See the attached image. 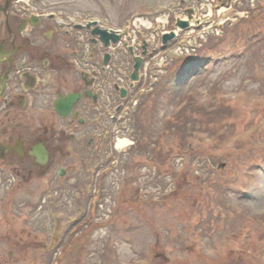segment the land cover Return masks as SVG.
Returning a JSON list of instances; mask_svg holds the SVG:
<instances>
[{
	"label": "rangeland",
	"instance_id": "374dc122",
	"mask_svg": "<svg viewBox=\"0 0 264 264\" xmlns=\"http://www.w3.org/2000/svg\"><path fill=\"white\" fill-rule=\"evenodd\" d=\"M23 1L108 26L135 15L154 22L169 6L168 0ZM210 1L201 0L202 11ZM252 2L235 4L240 12L218 31L214 24L200 28L199 50L178 55L183 31L167 40L168 67L154 70L152 63L149 93L137 106L136 146L119 155L120 164L131 157L141 165L114 170L111 160L102 198H92L73 223L75 216L54 213L61 232H69L63 264H264V2L255 0L253 9ZM147 137L152 160L144 156ZM35 176L38 199L44 177ZM47 251L26 253L25 264H50Z\"/></svg>",
	"mask_w": 264,
	"mask_h": 264
},
{
	"label": "flooded vegetation",
	"instance_id": "af4514ba",
	"mask_svg": "<svg viewBox=\"0 0 264 264\" xmlns=\"http://www.w3.org/2000/svg\"><path fill=\"white\" fill-rule=\"evenodd\" d=\"M2 4L0 264H25L26 253L46 250L42 238L50 233L51 211L66 215L73 204L85 209V190L97 182H91L90 175L99 174L104 165L103 133L113 123L106 110L120 100L109 87H102L101 75L97 80L82 76L89 56L85 40L76 35L78 28L43 17L45 4ZM31 10L40 12L38 17L31 16ZM35 175L44 177L38 199L37 187H32ZM61 234L66 238L69 232L63 229ZM64 241L57 251L64 250Z\"/></svg>",
	"mask_w": 264,
	"mask_h": 264
},
{
	"label": "water",
	"instance_id": "95a60500",
	"mask_svg": "<svg viewBox=\"0 0 264 264\" xmlns=\"http://www.w3.org/2000/svg\"><path fill=\"white\" fill-rule=\"evenodd\" d=\"M185 25L183 24L182 26H185ZM93 32L100 34V38L104 41L105 44H108L109 39H112V41H114V42L119 39L118 35L114 34L113 32H108L106 30H100V29L96 28L93 30ZM166 37L167 36H165V38ZM107 58H108V55H106V59ZM139 65H140V58H135L134 72L132 74V78H134V79H136L138 77L137 71H138Z\"/></svg>",
	"mask_w": 264,
	"mask_h": 264
},
{
	"label": "bare ground",
	"instance_id": "6f19581e",
	"mask_svg": "<svg viewBox=\"0 0 264 264\" xmlns=\"http://www.w3.org/2000/svg\"><path fill=\"white\" fill-rule=\"evenodd\" d=\"M128 141L126 140V139H123V140H120L119 141V145H123V144H125V143H127Z\"/></svg>",
	"mask_w": 264,
	"mask_h": 264
},
{
	"label": "trees",
	"instance_id": "16d2710c",
	"mask_svg": "<svg viewBox=\"0 0 264 264\" xmlns=\"http://www.w3.org/2000/svg\"><path fill=\"white\" fill-rule=\"evenodd\" d=\"M153 103H154V100H152V105H153ZM136 125H137V117H136ZM137 129H138V127H137ZM139 129H140V127H139ZM150 136V135H149ZM151 140V142H152V139L150 138V137H147V140ZM149 145V144H148Z\"/></svg>",
	"mask_w": 264,
	"mask_h": 264
}]
</instances>
